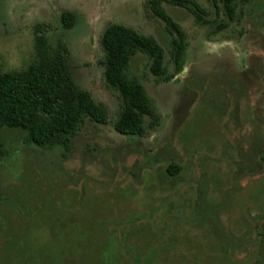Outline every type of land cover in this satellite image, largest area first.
<instances>
[{"label":"rangeland","instance_id":"1","mask_svg":"<svg viewBox=\"0 0 264 264\" xmlns=\"http://www.w3.org/2000/svg\"><path fill=\"white\" fill-rule=\"evenodd\" d=\"M165 8L184 32L179 71L149 0H0L1 69L34 62L42 28L108 112L107 123L87 119L67 151L0 130V264H264V0L242 2L219 31ZM112 23L165 48L164 75L143 53L131 66L151 100L142 136L115 128L123 97L102 44Z\"/></svg>","mask_w":264,"mask_h":264},{"label":"trees","instance_id":"2","mask_svg":"<svg viewBox=\"0 0 264 264\" xmlns=\"http://www.w3.org/2000/svg\"><path fill=\"white\" fill-rule=\"evenodd\" d=\"M245 1L208 0L213 7L209 9L192 0H149L151 10L165 21L172 35L176 71L181 69L184 32L167 13L165 3L188 9L199 24L219 31L238 19V10ZM62 23L65 28H72L76 15L64 12ZM36 31L34 62L26 69L16 71H3L0 66V130H20L25 133L28 142L43 147L60 145L67 151L72 146L73 136L87 119L107 123L108 112L76 82L68 46L59 43L54 47L42 28ZM102 44L106 52V79L123 97L115 128L124 135L142 136L146 130L144 117L152 111L151 100L144 85L132 73L131 66L134 58L143 53L151 60V70L157 75H164L167 70L165 48L155 36L119 23L107 26ZM168 171L177 174L179 165L171 163ZM259 235L263 237L264 232H259Z\"/></svg>","mask_w":264,"mask_h":264}]
</instances>
